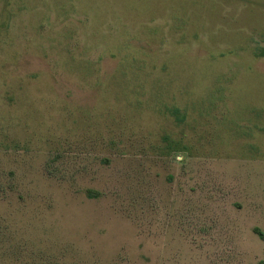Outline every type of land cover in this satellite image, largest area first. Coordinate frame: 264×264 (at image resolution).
<instances>
[{"label": "rangeland", "instance_id": "obj_1", "mask_svg": "<svg viewBox=\"0 0 264 264\" xmlns=\"http://www.w3.org/2000/svg\"><path fill=\"white\" fill-rule=\"evenodd\" d=\"M263 50L264 0H0V264H264Z\"/></svg>", "mask_w": 264, "mask_h": 264}, {"label": "trees", "instance_id": "obj_2", "mask_svg": "<svg viewBox=\"0 0 264 264\" xmlns=\"http://www.w3.org/2000/svg\"><path fill=\"white\" fill-rule=\"evenodd\" d=\"M262 53L264 54V50H263V52H262ZM259 234H260L261 236H263V233H262V232H260V231H259Z\"/></svg>", "mask_w": 264, "mask_h": 264}]
</instances>
